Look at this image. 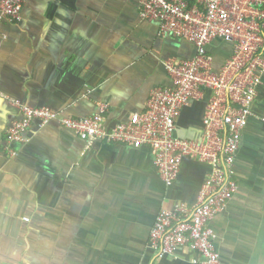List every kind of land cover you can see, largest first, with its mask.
Wrapping results in <instances>:
<instances>
[{"label": "crops", "instance_id": "0c3cea01", "mask_svg": "<svg viewBox=\"0 0 264 264\" xmlns=\"http://www.w3.org/2000/svg\"><path fill=\"white\" fill-rule=\"evenodd\" d=\"M194 51L160 36L138 0H26L20 21L0 14V264H199L186 246L155 258L147 242L161 209L196 200L206 164L185 158L167 186L148 147L86 146L57 121L32 124L14 155L4 149L19 115L11 98L73 116L104 102L109 123L126 121L152 88L170 83L162 61ZM207 52L218 69L232 44L216 38ZM209 94L181 109L177 136L199 135ZM233 173L237 188L210 220L219 264H264V77Z\"/></svg>", "mask_w": 264, "mask_h": 264}, {"label": "built area", "instance_id": "2783aa9c", "mask_svg": "<svg viewBox=\"0 0 264 264\" xmlns=\"http://www.w3.org/2000/svg\"><path fill=\"white\" fill-rule=\"evenodd\" d=\"M25 1L0 0V14L8 22L20 21ZM138 12L142 19L157 22L160 36L187 40L195 48L190 58L162 61L170 83L152 88L142 111L115 123H109L104 102L91 115L73 116L11 98L19 115L6 127L4 149L14 155L13 143L25 141L32 124L41 127L57 121L86 146L101 142L148 147L167 186L176 179L185 158L206 164L208 171L196 200L161 209L147 246L155 258L186 246L199 255V264H219L210 220L225 208L237 188L233 164L241 131L264 77V0H138ZM216 38L232 44L231 54L218 69L207 52V45ZM204 90L210 94L199 135L177 136L176 117Z\"/></svg>", "mask_w": 264, "mask_h": 264}]
</instances>
